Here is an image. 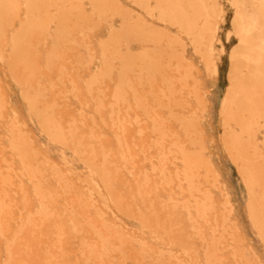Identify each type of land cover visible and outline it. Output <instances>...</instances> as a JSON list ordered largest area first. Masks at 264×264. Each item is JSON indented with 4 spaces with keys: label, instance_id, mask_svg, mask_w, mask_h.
I'll use <instances>...</instances> for the list:
<instances>
[{
    "label": "rangeland",
    "instance_id": "1",
    "mask_svg": "<svg viewBox=\"0 0 264 264\" xmlns=\"http://www.w3.org/2000/svg\"><path fill=\"white\" fill-rule=\"evenodd\" d=\"M233 2L0 0V264H264V71H231Z\"/></svg>",
    "mask_w": 264,
    "mask_h": 264
},
{
    "label": "bare ground",
    "instance_id": "2",
    "mask_svg": "<svg viewBox=\"0 0 264 264\" xmlns=\"http://www.w3.org/2000/svg\"><path fill=\"white\" fill-rule=\"evenodd\" d=\"M253 1L255 0H234L233 4L237 7V15H235V18L239 21V26H242L240 29V36H241V45H238L236 49H234L231 60H232V69L231 71L237 72L240 65L242 66H248L249 60H253L250 64L254 67H256V71L262 72L264 71V0H260L262 3V7L259 8L254 5ZM250 5V6H248ZM215 27H209L208 30L210 32L213 31V34L216 32ZM254 33V34H253ZM252 35V36H251ZM253 35H255L253 37ZM208 51L211 56H214L215 60L213 61V66L215 72H218V60L221 57V55H217L215 53V48L211 42H207ZM247 50L249 54V58L243 59L242 61L239 60V58H243L244 55L240 50ZM254 62V63H253ZM237 76V75H236ZM235 77V75L233 76ZM232 77V78H233ZM252 76H250L251 78ZM251 82V81H250ZM240 86L236 82L231 81L228 86V98H226L221 105V111L220 113L229 117H232L237 111L236 108H233V105L241 104L240 108V116L241 118H238L237 122L243 128L246 130L249 125L250 119H245V113H249V109L246 106L247 100L245 97L242 102H238L239 99V90ZM232 119V118H231ZM257 144L256 137L249 138L247 141L243 140V147H253L255 148ZM250 150V149H249ZM248 151V150H247ZM255 155V154H254ZM251 159V158H250ZM247 169H245L246 173ZM252 171V170H251ZM248 176V175H247ZM256 177V176H255ZM250 184V183H249ZM254 194V191H251V195ZM255 197V196H254ZM252 208V207H251ZM249 210H251L249 208ZM105 239L108 240L107 233H103ZM112 238V237H111ZM120 248V247H119ZM118 248V249H119ZM124 255V254H123ZM125 256V255H124ZM113 259V258H112Z\"/></svg>",
    "mask_w": 264,
    "mask_h": 264
}]
</instances>
